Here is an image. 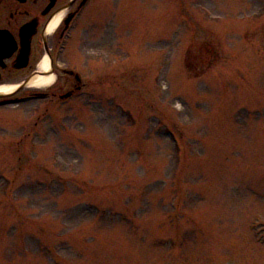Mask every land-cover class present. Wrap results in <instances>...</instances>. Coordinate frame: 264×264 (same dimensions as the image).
Wrapping results in <instances>:
<instances>
[{
  "label": "rangeland",
  "instance_id": "rangeland-1",
  "mask_svg": "<svg viewBox=\"0 0 264 264\" xmlns=\"http://www.w3.org/2000/svg\"><path fill=\"white\" fill-rule=\"evenodd\" d=\"M90 8L110 87L0 105V264H264V0Z\"/></svg>",
  "mask_w": 264,
  "mask_h": 264
},
{
  "label": "flooded vegetation",
  "instance_id": "flooded-vegetation-1",
  "mask_svg": "<svg viewBox=\"0 0 264 264\" xmlns=\"http://www.w3.org/2000/svg\"><path fill=\"white\" fill-rule=\"evenodd\" d=\"M95 1L0 0V88H11L9 93H1L0 105L24 100L62 105L86 89L99 87L100 82L103 89L110 87V71L93 76L96 85L94 79L83 83L76 70L77 27L86 22V12ZM57 18L59 23L51 30ZM43 59L48 64L45 71L40 69ZM91 72L94 74L93 69ZM38 77H50L52 83L46 89L35 87Z\"/></svg>",
  "mask_w": 264,
  "mask_h": 264
},
{
  "label": "bare ground",
  "instance_id": "bare-ground-1",
  "mask_svg": "<svg viewBox=\"0 0 264 264\" xmlns=\"http://www.w3.org/2000/svg\"><path fill=\"white\" fill-rule=\"evenodd\" d=\"M59 19L60 18H57L54 22H53V24H52V26H51V30H53L56 26H57V24L59 23ZM47 68H48V64H47V61H46V59H43V61L41 62V64H40V69L42 70V71H45V70H47ZM52 83V78H50V77H48V78H41V77H38L36 80H35V82H34V86L35 87H47V86H49L50 84ZM11 91V88H6V87H1L0 88V93H4V94H6V93H9Z\"/></svg>",
  "mask_w": 264,
  "mask_h": 264
},
{
  "label": "water",
  "instance_id": "water-1",
  "mask_svg": "<svg viewBox=\"0 0 264 264\" xmlns=\"http://www.w3.org/2000/svg\"><path fill=\"white\" fill-rule=\"evenodd\" d=\"M1 96V95H0ZM67 96V95H66Z\"/></svg>",
  "mask_w": 264,
  "mask_h": 264
}]
</instances>
